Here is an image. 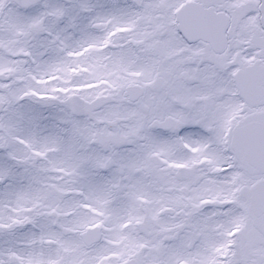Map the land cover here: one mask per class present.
<instances>
[{"label": "snow or ice", "instance_id": "1", "mask_svg": "<svg viewBox=\"0 0 264 264\" xmlns=\"http://www.w3.org/2000/svg\"><path fill=\"white\" fill-rule=\"evenodd\" d=\"M0 264H264V0H0Z\"/></svg>", "mask_w": 264, "mask_h": 264}]
</instances>
